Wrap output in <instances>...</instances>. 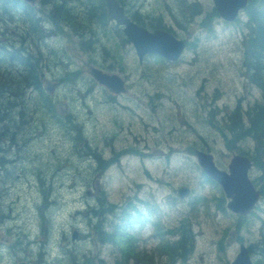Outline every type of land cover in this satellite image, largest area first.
<instances>
[{
    "label": "rangeland",
    "instance_id": "rangeland-1",
    "mask_svg": "<svg viewBox=\"0 0 264 264\" xmlns=\"http://www.w3.org/2000/svg\"><path fill=\"white\" fill-rule=\"evenodd\" d=\"M201 1L208 10L212 8L211 0ZM76 4L79 10L86 7L85 0H77ZM162 7L163 3L154 0L147 4L148 11L144 13H160L156 10ZM164 12L165 21L182 33L171 20L170 13ZM23 15L18 10L15 17L22 19ZM202 19L199 17L190 24L191 34L187 32L182 38L193 40L200 34ZM10 20L0 16L2 26ZM96 28L100 27H94V30ZM101 28L97 32L102 40L94 48L83 43L85 53L77 51L75 43L72 45L59 37L40 42L45 46L43 52L50 63L44 68L43 75L68 84L61 86L58 93L69 101V118H55V106L39 101L34 92L27 97L31 103L21 109L20 122L37 124L35 129L39 126L41 135L23 145L18 143V148H13V151L7 148L1 153L5 159L4 166H0V264H18L21 261L28 264H70L73 255L84 258L91 252L96 264H114L110 248L95 243L91 237L81 239L91 227L88 219L78 216L76 211L88 209L90 204L97 206L101 192L97 191L96 184L105 187L115 203L121 204L130 197L138 198V202L141 198L157 201L163 210H167L164 222L174 225L184 215L194 216L190 207L192 195L185 199L177 198L176 191L180 186H190L193 194L197 195L212 192L210 183L201 176L188 148L202 143V137H205L211 139L210 146L216 143L213 153L221 167L228 166L232 159L228 162L230 155L222 139L207 126L206 115L211 103L224 109L232 107L243 93L249 92L242 78L241 31L219 24L215 35H202L198 54L190 51L185 59L176 63L148 58L145 65L141 64V77L135 50L131 44L128 45L125 73L134 87L131 85L128 96L112 101L104 96L99 86L91 94L94 82L87 61L102 66L104 59H118L120 56L116 48L107 43L114 42L115 38L106 37L104 26ZM10 42L17 45L13 40ZM62 50L73 59L75 68L86 67L83 78H74L75 82L64 79L70 62L62 56ZM15 81V78L11 79L13 85ZM4 89L0 94L8 95ZM200 89L201 94L198 92ZM137 91H141V99ZM155 93L164 94L153 108L150 101ZM37 105H41L39 112ZM7 111L0 108L6 119ZM76 126L81 127L82 138H88L106 157L113 148L121 151L133 145L141 147L142 154L125 156L121 164L113 166L100 178L101 173L94 166L95 158L84 156L82 148L85 145L76 143L71 136ZM103 168H106L105 164ZM47 188L52 189V198L42 196ZM88 190H92L89 195ZM215 211L214 217L208 216L204 207L199 211V222L195 224L199 233L198 245L189 264H225L227 258L233 260L236 256L237 247L230 242L232 235L227 238L229 246L226 250L221 254L218 251L217 240L233 222L227 213L220 209ZM39 215L50 218L47 223L48 243L41 258L37 256L38 242L43 239V234H40L43 223ZM104 226L101 222L96 227L103 229ZM73 227L81 233L77 240L72 238ZM258 229L259 223H254L242 234L247 240H253ZM102 237V243L111 241L105 234Z\"/></svg>",
    "mask_w": 264,
    "mask_h": 264
},
{
    "label": "trees",
    "instance_id": "trees-1",
    "mask_svg": "<svg viewBox=\"0 0 264 264\" xmlns=\"http://www.w3.org/2000/svg\"><path fill=\"white\" fill-rule=\"evenodd\" d=\"M85 1L87 8L83 6L79 10V8L77 9V0H38L35 5L27 3L24 0H0V15L11 18L10 22L6 25L7 32L10 30V23L17 21L15 15L18 10L22 12V15L24 14L23 19L26 23V27L23 29L24 38L21 43L16 42L17 45H13L11 42H3L0 36V90L5 88L4 90H6L7 94L9 92L8 95L0 94V108L3 111L8 109L7 119L0 113V123L3 121L0 124V150L2 152L5 150L3 144L9 143V146L15 143L17 144L16 130L21 129L25 124V122H20L21 109L31 103V99L27 98L31 96V92L37 94L39 101H45L48 105L55 106V115L61 114V106L55 105V101L47 96L43 87L44 68L50 66L49 61L45 58V52H43L39 43L50 32L48 31L49 29H45L46 26L44 24L53 23L58 29V32L68 37L78 34L79 38L82 37L80 39V45L84 50L85 46L83 43H87V47L89 48H94L95 44L98 45L97 38L95 40L86 39L89 38L88 35L91 38L97 36L94 27L104 26L107 29L106 36L109 33L115 38V41L109 44H112L118 52L121 47V42L118 41V37L123 42L126 41L123 38L122 30L119 26H108V22L111 19L108 16L107 6L104 0ZM185 7H187L186 4L183 8ZM78 11L81 12L78 13ZM132 15L142 25L150 26L151 28L160 27L172 30L163 22V15L155 18L153 14L150 16L142 12L141 15H137V13H133ZM218 15L217 11L210 12V17L213 20ZM245 15L246 18L244 20L239 18L235 23L237 29L243 33V41L241 42L243 51L242 72L248 80V83L258 87L263 96L257 100L256 104L250 106L247 111L242 110L239 105L240 103L242 104L241 98L238 100V107L234 110L225 109V112H221V109H217L212 105L208 110L207 121L211 127L218 129L223 134L225 144L229 150L237 151L238 146H242L241 144L245 143L243 145L244 149L240 148L237 152L251 157L254 162L255 171H253L251 176L262 194L261 203L257 207L261 211L259 213L256 211L254 215L261 219L262 226L258 240L251 245V253L257 264H264V0H250ZM45 18L47 23L44 22ZM211 24L207 26V30L208 33L213 34L214 27ZM7 32L5 31V34H8ZM28 36L30 38L29 41H27ZM45 63L46 65H44ZM14 78L16 80L15 85L11 83V79ZM64 79H67V76ZM36 108H38L39 112L41 105L39 107L37 105ZM67 118H69V115L64 119ZM16 122L19 123L15 124ZM75 129L78 132L77 134H79L80 140L84 141L81 127L76 126ZM208 149L211 150L210 147ZM191 152L194 153L193 150ZM4 159V155L0 154V165H4ZM208 180L210 183L217 185L211 179ZM49 191L50 189L44 191L46 197ZM214 198L218 203L217 206L223 211H228L224 193ZM100 202L101 207L107 210L113 211L116 208V205L109 202L106 194H103ZM141 202L150 205L149 207L155 214L158 213L160 206L156 202L142 198ZM192 202L195 203L193 209L196 210L197 205L205 201L203 197L199 196L194 197ZM205 204L206 213L209 214L210 203L206 201ZM130 205L132 208L137 207L132 201H130ZM122 208H124L123 214H126L127 220L128 218L130 219V215H132L131 211L134 209H130L125 205ZM142 220L141 215V224L145 222ZM248 221V217L241 216L238 228L249 225ZM158 224V227H160L158 231L163 232L164 227L159 218ZM194 225L191 219H183L177 228L182 232L180 239L174 243H162L159 246V250H161L159 253L164 254L166 252L172 254L177 260H181L180 262L182 264H187L186 261L196 245L197 235ZM111 226L112 228L105 231L107 237L111 238V241L107 242H112L118 248L121 255L123 254L124 256L123 259L117 258V264H124L125 261L130 264V256L132 257L133 255L137 257L136 264H159L150 253L144 250H141L140 255L136 253L139 236L133 234L127 225L124 223H115ZM228 232L229 228L225 230V237ZM100 237L101 241H103L102 235ZM142 241L143 236L141 235ZM89 264L94 263L91 262Z\"/></svg>",
    "mask_w": 264,
    "mask_h": 264
},
{
    "label": "water",
    "instance_id": "water-1",
    "mask_svg": "<svg viewBox=\"0 0 264 264\" xmlns=\"http://www.w3.org/2000/svg\"><path fill=\"white\" fill-rule=\"evenodd\" d=\"M32 1V0H27ZM107 3L109 15L117 21L118 24L124 25V31L132 39L140 54L141 60L148 52H157L170 59H178L185 47V42L177 40L172 34L161 30L150 32L145 27H138L126 14L118 0H105ZM247 0H215L220 14L227 20L236 18L239 9L246 5ZM95 76L101 83L110 84L116 79L115 76L102 74L95 71ZM200 164L204 171L217 180L225 189L227 196L231 199L228 206L230 209L243 214L249 213L259 200L260 191L249 178V169L252 162L247 157L237 156L231 165V174L220 170L213 160L211 154L198 151ZM179 196L184 198L191 193L187 187L179 189ZM232 264H254L251 260L249 249L242 245L241 252Z\"/></svg>",
    "mask_w": 264,
    "mask_h": 264
},
{
    "label": "flooded vegetation",
    "instance_id": "flooded-vegetation-1",
    "mask_svg": "<svg viewBox=\"0 0 264 264\" xmlns=\"http://www.w3.org/2000/svg\"><path fill=\"white\" fill-rule=\"evenodd\" d=\"M140 1V2H139ZM154 0H127L126 1V7L127 10L131 8L134 11H142L147 10V4L149 5ZM159 3H163L166 6V11H185L184 8H182L185 4L190 3L191 5H197L198 7L196 9H191L190 11H202L200 8L201 2L199 1H192V0H156ZM189 9V8H188ZM188 11V10H186ZM52 84L53 82L48 81ZM52 86H48L49 89L52 88ZM114 94V93H113ZM117 94H114V96ZM117 136H114L116 138ZM117 158V157H115Z\"/></svg>",
    "mask_w": 264,
    "mask_h": 264
},
{
    "label": "bare ground",
    "instance_id": "bare-ground-1",
    "mask_svg": "<svg viewBox=\"0 0 264 264\" xmlns=\"http://www.w3.org/2000/svg\"><path fill=\"white\" fill-rule=\"evenodd\" d=\"M17 2H18V1H17ZM73 132H74V130H73ZM105 229H106L105 226L103 227V229L98 228V227L95 228L96 232L99 233V235H100V234H101V235H102V234H105ZM105 235H106V234H105ZM105 240H106V239H105ZM103 241H104V240H103ZM255 264H257V263L255 262Z\"/></svg>",
    "mask_w": 264,
    "mask_h": 264
}]
</instances>
